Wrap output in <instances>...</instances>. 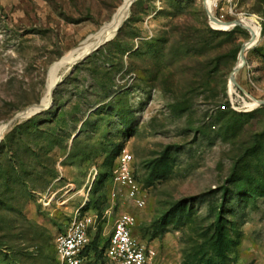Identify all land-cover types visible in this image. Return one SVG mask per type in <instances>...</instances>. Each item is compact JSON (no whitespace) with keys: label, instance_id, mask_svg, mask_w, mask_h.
I'll use <instances>...</instances> for the list:
<instances>
[{"label":"rangeland","instance_id":"rangeland-1","mask_svg":"<svg viewBox=\"0 0 264 264\" xmlns=\"http://www.w3.org/2000/svg\"><path fill=\"white\" fill-rule=\"evenodd\" d=\"M123 0H0V125L43 101L50 67ZM136 0L117 35L59 76L0 142V264H60L58 231L123 213L153 264H264V0ZM144 206L115 185L124 151ZM116 190L114 196L113 191ZM221 248L215 250L216 223ZM92 240V241H93ZM92 256V255H91Z\"/></svg>","mask_w":264,"mask_h":264},{"label":"built area","instance_id":"built-area-1","mask_svg":"<svg viewBox=\"0 0 264 264\" xmlns=\"http://www.w3.org/2000/svg\"><path fill=\"white\" fill-rule=\"evenodd\" d=\"M130 155L124 151L122 162L114 169L115 185L128 187L127 195L138 207L144 206L129 168ZM115 196L116 190L113 191ZM138 222L130 213H123L113 222L107 235L104 255L109 264H153L149 248L135 234ZM97 215L77 213L69 225L55 236V250L60 264H87L92 250L89 248L95 232L99 229Z\"/></svg>","mask_w":264,"mask_h":264},{"label":"bare ground","instance_id":"bare-ground-1","mask_svg":"<svg viewBox=\"0 0 264 264\" xmlns=\"http://www.w3.org/2000/svg\"><path fill=\"white\" fill-rule=\"evenodd\" d=\"M134 0H123L122 3L117 8L116 12L114 13L112 17L111 22H107L105 25H103L96 35H94L93 39L91 41L85 42L81 47L77 49H72L69 52H67L59 61L54 63L48 73V81L46 86V96L43 100L44 105L48 106L51 100V94L53 91V87L56 84V82L59 79V76L65 72L79 57L87 53L95 44L97 41L104 40L108 37L113 36L117 29L119 28L122 21L126 18V16L129 14V10L132 6V3ZM212 0H206V5L209 9H212ZM210 17H213V13H210ZM238 21L242 22L246 27L249 28L250 32L252 33L251 38L245 43L246 49L243 53H240L239 60L236 66L241 67V65L244 62V55L246 53V50L253 45L256 40L259 37L260 33V27L259 25L253 20V19H247V18H240ZM216 25L230 28L233 23L232 22H224L219 19H215L213 21ZM233 79L235 80V73L233 74ZM233 82V81H232ZM234 83V82H233ZM0 125V142L6 133V131L13 125Z\"/></svg>","mask_w":264,"mask_h":264},{"label":"water","instance_id":"water-1","mask_svg":"<svg viewBox=\"0 0 264 264\" xmlns=\"http://www.w3.org/2000/svg\"><path fill=\"white\" fill-rule=\"evenodd\" d=\"M135 1H136V0H134V2H135ZM134 2L132 3V5L134 4ZM207 11H208L209 16H210V13H213L212 9H209L208 7H207ZM129 13H130V12H129ZM128 16H129V14H128V15L126 16V18L122 21V23L120 24L119 28L117 29L116 33H115L113 36L108 37V38H106V39H104V40H101V41H97L96 44H95V45H94V46H93V47H92L87 53H85L84 55H82L81 57H79V58H78V59H77V60H76V61H75L70 67H69V69H71V68L74 66V64H75L76 62L85 59V58L88 57L92 52H94V51H96L98 48H100L103 44L107 43V42L110 41L112 38H114V37L117 35L119 29L122 27L124 21L128 18ZM215 19H217V17H215L214 15H213V17H210L211 22L215 21ZM111 21H112V20H111ZM111 21H109V22H111ZM213 23H214V22H213ZM232 23H233V25L231 26V28L234 27V26H236V25H239V24L244 25L242 22H240V21H238V20H235V21H233ZM97 33H98V31H97L96 33L90 35L86 40H84V42H82L81 44H79V45H78L76 48H74V49H77V48L81 47L83 44H85V42L91 41V40L93 39L94 35H96ZM245 49H246V46H245V44H244V45L242 46V48H241V53H243V52L245 51ZM69 69H68V70H69ZM238 69H239V66H236V67L234 68V71H233V73H232V75H231V78H230L231 81H233L234 83H236V80L233 79V74H234L236 71H238ZM60 80H61V78H60ZM60 80H59V81H60ZM59 81H57L56 84H55L54 87H53V91H52V94H51V100H50V103H49L48 106H50V104H51V102H52L53 93H54V90H55V88L57 87ZM48 106L44 105L43 101L41 100L39 103H35V104H33V105H30V106L26 107L25 109H23V110L17 112V113H16V114H15V115H14V116L8 121V122L5 123V125H9V124L15 123L16 121H18V120H20V119H23V118H30L31 116L36 115V114L42 112V111H43L45 108H47Z\"/></svg>","mask_w":264,"mask_h":264},{"label":"trees","instance_id":"trees-1","mask_svg":"<svg viewBox=\"0 0 264 264\" xmlns=\"http://www.w3.org/2000/svg\"><path fill=\"white\" fill-rule=\"evenodd\" d=\"M216 225H217V227H216V231H217V240H215V250H217L218 251V249L219 248H221L222 247V245H223V241H221V238H220V235H221V233H222V229H221V224H220V220H217V223H216ZM61 231V230H60ZM59 232V231H58ZM91 250H92V252L90 253L89 251L87 252V255H89L88 257H89V261H88V263L87 264H89L91 261H96L97 259H95L96 258V255H97V253H98V246H97V244H96V241L95 240H93L92 241V243H91V245H90V247H89ZM54 250H55V244H54ZM55 252H56V250H55ZM92 255V256H91Z\"/></svg>","mask_w":264,"mask_h":264}]
</instances>
